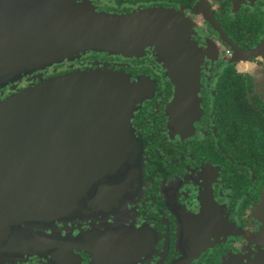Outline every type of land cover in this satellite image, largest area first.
<instances>
[{"label": "flooded vegetation", "instance_id": "1", "mask_svg": "<svg viewBox=\"0 0 264 264\" xmlns=\"http://www.w3.org/2000/svg\"><path fill=\"white\" fill-rule=\"evenodd\" d=\"M73 2L84 11L163 15L141 45L59 55L60 63L1 85L0 100L69 73L119 75L132 86L141 172L111 211L75 213L46 231L53 246L0 252V264H244L259 256L264 152L248 145L264 139V82L252 75L264 72V0ZM188 81L180 98L178 85Z\"/></svg>", "mask_w": 264, "mask_h": 264}, {"label": "water", "instance_id": "2", "mask_svg": "<svg viewBox=\"0 0 264 264\" xmlns=\"http://www.w3.org/2000/svg\"><path fill=\"white\" fill-rule=\"evenodd\" d=\"M162 15L84 11L73 0H0V86L60 63L53 61L62 54L133 49ZM252 75L264 82V72ZM193 82L178 85L180 98ZM132 96L119 75L86 70L0 100V252L47 249L46 231L57 222L92 208L111 211L129 195L141 172ZM244 264H264V251Z\"/></svg>", "mask_w": 264, "mask_h": 264}, {"label": "trees", "instance_id": "3", "mask_svg": "<svg viewBox=\"0 0 264 264\" xmlns=\"http://www.w3.org/2000/svg\"><path fill=\"white\" fill-rule=\"evenodd\" d=\"M249 148L253 149L256 152H264V139L258 137L255 139L253 144L248 145Z\"/></svg>", "mask_w": 264, "mask_h": 264}, {"label": "rangeland", "instance_id": "4", "mask_svg": "<svg viewBox=\"0 0 264 264\" xmlns=\"http://www.w3.org/2000/svg\"><path fill=\"white\" fill-rule=\"evenodd\" d=\"M253 71H255V69H253V70L251 69V70H250V72H253Z\"/></svg>", "mask_w": 264, "mask_h": 264}]
</instances>
